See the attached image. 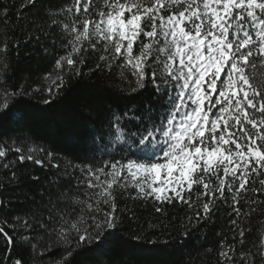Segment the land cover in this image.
<instances>
[{
	"label": "snow or ice",
	"instance_id": "snow-or-ice-1",
	"mask_svg": "<svg viewBox=\"0 0 264 264\" xmlns=\"http://www.w3.org/2000/svg\"><path fill=\"white\" fill-rule=\"evenodd\" d=\"M37 3L25 0L17 22L20 12ZM12 8L15 0H0L5 23ZM61 15L63 20L57 18ZM43 17L50 20L48 28L61 26L67 39L61 47H71L56 59V69L66 61L79 77L85 59L77 61L73 54L87 52L85 43L93 51L102 46V63L95 68H119L127 81L122 91L146 95L123 110L108 107L97 113L78 162L61 168L47 153L56 174L41 189L40 200L10 220L0 218V264H43L55 251L61 256L52 264H73L78 254L105 245L149 236L154 239L148 242L155 243L154 230L164 235L171 222H150L147 230L124 236V218L137 219L133 208L120 207L128 197L151 201L164 219L165 206L187 205L194 215L181 221L182 239L202 225L216 224L223 212L214 233L217 250L202 243L204 253L214 254L215 264H264V0H71L56 12L44 7ZM7 47L0 45V53ZM44 79L51 80L45 89L49 104L67 81L60 73ZM29 95L23 86L0 88V129H22L30 113L18 104ZM11 150L19 154V163L45 167L31 148L27 155L20 147ZM7 156L0 144V158ZM3 168L9 175L0 178V192L5 184L19 183L13 161ZM12 203L0 197L5 212H11ZM256 218H261L262 234L249 240ZM201 239L207 241L206 230ZM89 259L107 264L100 256Z\"/></svg>",
	"mask_w": 264,
	"mask_h": 264
},
{
	"label": "trees",
	"instance_id": "trees-1",
	"mask_svg": "<svg viewBox=\"0 0 264 264\" xmlns=\"http://www.w3.org/2000/svg\"><path fill=\"white\" fill-rule=\"evenodd\" d=\"M7 2L11 3V0ZM15 2L16 8L10 10L8 23L4 22L3 14L0 13V45L4 43L8 45L7 52L0 53V57H3L0 58L2 77L0 88L15 90L23 86L29 91L30 95L22 97L18 106L23 107L30 116L20 130L0 129V144L8 149V156L0 158V178L9 175L3 164L13 161L19 180L16 186L5 184L4 190L0 192V197L5 201L9 198L13 201L10 206L11 212L0 209V218L7 216L9 220L15 213L25 211L34 201H39L41 189L46 187L50 178L55 177L56 170L48 166V152L54 154L56 158L54 162L60 163L61 168L69 161L78 162L76 158L80 156L85 145L93 118H98L97 113H102L108 107H119L123 110L125 105L140 103L143 95H146L129 96L127 91H122L127 88V81L120 78L119 68L113 67L108 71L103 64L102 69L95 68L97 63H102L99 61V56L103 54L102 46L99 50L93 51L85 43L83 47L88 48L87 52L73 54L72 58L77 61L81 56L85 59V64L80 65L82 74L79 77L75 76V69H68L66 61L62 70L56 69V59L71 52V47H61L67 43L65 34L61 26L48 28L50 20H45L43 10L44 7H50L56 12L69 5L71 0H38L35 7L19 13L22 17L19 22L16 20L17 10L25 0ZM57 18L64 19L63 15ZM38 25L42 26L43 30L38 28ZM45 32L48 35H45ZM45 48L48 49L47 54L44 53ZM5 63L8 65L6 69L3 67ZM57 73L64 76L67 84L52 103L46 104L44 101L50 97L45 89L51 84V80H45L44 77L47 74L55 79ZM125 74L135 86L134 78L127 72ZM35 88H39L40 91H33ZM54 88L53 85V90ZM112 139L114 137L109 138L108 142L110 143ZM16 147H20L25 155L31 148L34 156L45 160V167L30 161L19 163V154L11 150ZM33 176L39 177V180L34 181ZM195 198L193 195L192 199ZM126 205L134 209L137 219L130 221L127 217L124 218L121 224L124 236H128L130 232L147 230L150 222L163 224L171 222L167 233L161 235L162 229H155L156 235H159V240L155 243L148 242L154 239L153 236H149L148 240L132 241L122 246L105 245L101 249L78 254L73 259V264H81V261L83 264H95L89 259L92 256H100L107 264H215L214 254L206 255L201 245L202 243L210 245L214 251L217 250L218 239L214 233L221 228L223 212L216 217V224L202 225L198 233L193 232L191 236L182 239L179 235L183 231L180 223L188 216L194 215V211L188 209L187 205L165 206L167 219L155 212L151 201L132 200L128 197L120 201L121 208ZM173 217L176 219L173 220ZM260 220L261 218H256L250 225L253 232L249 235V240H258L262 234L259 231ZM205 230L208 239L202 241L201 237L204 236ZM2 243L0 241V260L4 256ZM60 256L61 252L55 251L44 257L43 264H52L53 261L60 259Z\"/></svg>",
	"mask_w": 264,
	"mask_h": 264
}]
</instances>
